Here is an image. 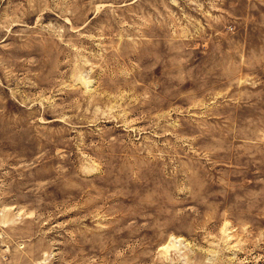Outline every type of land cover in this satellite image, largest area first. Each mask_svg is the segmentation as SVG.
<instances>
[{
    "label": "rangeland",
    "instance_id": "rangeland-1",
    "mask_svg": "<svg viewBox=\"0 0 264 264\" xmlns=\"http://www.w3.org/2000/svg\"><path fill=\"white\" fill-rule=\"evenodd\" d=\"M0 264H264V0H0Z\"/></svg>",
    "mask_w": 264,
    "mask_h": 264
}]
</instances>
